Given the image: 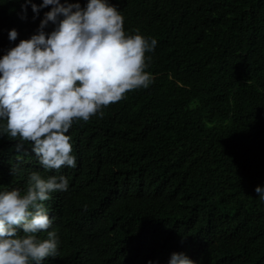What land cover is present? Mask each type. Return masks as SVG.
Returning a JSON list of instances; mask_svg holds the SVG:
<instances>
[{
    "label": "trees",
    "instance_id": "16d2710c",
    "mask_svg": "<svg viewBox=\"0 0 264 264\" xmlns=\"http://www.w3.org/2000/svg\"><path fill=\"white\" fill-rule=\"evenodd\" d=\"M24 3L0 0V57L36 34L51 8L36 15L28 4L22 18ZM108 3L126 35L156 39L146 53L152 83L102 118L73 122L74 168L46 172L30 142L17 149L19 138L0 135V192H25L34 171L68 180L42 202L58 255L40 264H169L174 252L195 264H264L255 192L264 187V0Z\"/></svg>",
    "mask_w": 264,
    "mask_h": 264
},
{
    "label": "clouds",
    "instance_id": "9594fccd",
    "mask_svg": "<svg viewBox=\"0 0 264 264\" xmlns=\"http://www.w3.org/2000/svg\"><path fill=\"white\" fill-rule=\"evenodd\" d=\"M28 4L36 15L51 8L36 34L0 57V120L6 121L0 135L19 138L17 149L30 142L46 172L74 168L71 137L66 135L73 122H87L97 114L102 118L103 109L147 88L153 76L145 71L146 53L154 51L157 41L139 33L126 35L123 16L108 0H88L84 8L68 0H42L39 5L25 0L22 18ZM49 22L56 26L45 33ZM17 35L10 30L9 40ZM67 189L65 176L45 178L34 171L25 192H0V264H40L58 255L56 233L47 231L53 221L42 202ZM255 192L264 201V187ZM45 231L47 238L38 239ZM169 264L195 262L174 252Z\"/></svg>",
    "mask_w": 264,
    "mask_h": 264
}]
</instances>
